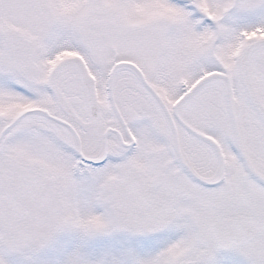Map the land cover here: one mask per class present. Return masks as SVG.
I'll list each match as a JSON object with an SVG mask.
<instances>
[{"label": "snow or ice", "instance_id": "6c2138e0", "mask_svg": "<svg viewBox=\"0 0 264 264\" xmlns=\"http://www.w3.org/2000/svg\"><path fill=\"white\" fill-rule=\"evenodd\" d=\"M0 264H264V0H0Z\"/></svg>", "mask_w": 264, "mask_h": 264}]
</instances>
